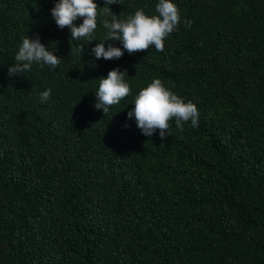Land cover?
<instances>
[{
  "label": "trees",
  "instance_id": "1",
  "mask_svg": "<svg viewBox=\"0 0 264 264\" xmlns=\"http://www.w3.org/2000/svg\"><path fill=\"white\" fill-rule=\"evenodd\" d=\"M96 2L124 18L157 0ZM52 3L0 0V264H264V0H175L192 23L162 51L95 64ZM36 33L60 64L9 77ZM114 66L131 92L104 114L93 91ZM153 77L196 103V127L121 126Z\"/></svg>",
  "mask_w": 264,
  "mask_h": 264
},
{
  "label": "clouds",
  "instance_id": "2",
  "mask_svg": "<svg viewBox=\"0 0 264 264\" xmlns=\"http://www.w3.org/2000/svg\"><path fill=\"white\" fill-rule=\"evenodd\" d=\"M108 5L120 0H105ZM154 13L149 14L143 8H137L132 14L118 18L110 7L98 10L96 0H53L49 9L55 25L63 29L67 26L72 40L85 43L96 41L90 55L96 60L119 58L125 51L133 52L153 47L162 51L165 38L176 30L178 23L190 26V19H183L175 0H157ZM99 16V21L97 17ZM79 19V23H75ZM103 29L102 36L97 39V26ZM118 42V43H116ZM79 49L82 50L78 43ZM55 46L46 45L38 33L23 36L17 45L13 61L7 66L6 74L22 75L31 71L32 65L48 66L54 70L60 64V56L54 54ZM126 70L119 66L110 68L106 75L98 79L93 91L95 100L93 108L107 114L112 105L118 104L130 95L131 89L125 79ZM174 86H166L160 78L153 77L149 83L140 88L126 103L131 108L126 112L122 127H128V120L135 123L136 128L145 137L153 134L163 140L170 134L169 121H173L177 129L182 130L185 122L192 127L198 125V108L193 100L185 99L172 90ZM51 89L44 88L39 92L41 103L46 102Z\"/></svg>",
  "mask_w": 264,
  "mask_h": 264
}]
</instances>
